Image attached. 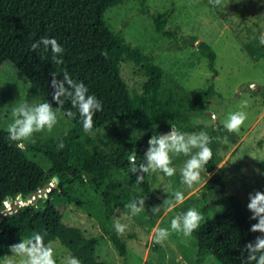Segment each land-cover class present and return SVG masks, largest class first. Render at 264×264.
Segmentation results:
<instances>
[{"label": "trees", "instance_id": "1", "mask_svg": "<svg viewBox=\"0 0 264 264\" xmlns=\"http://www.w3.org/2000/svg\"><path fill=\"white\" fill-rule=\"evenodd\" d=\"M122 1L0 0V68L8 62L29 81L23 101L30 104L49 101L56 107L51 97V73L55 72L59 79L68 72L102 102V111L94 115L90 133L105 136L103 133L115 122H121L124 128L114 143L90 154L79 164L53 149L47 141H12L7 130L0 129V210L6 201L12 205L14 201L27 202L35 196L28 204L12 205L10 210L0 213V262L10 254L9 245L34 232L43 235L45 244L57 242L68 256L78 258L81 264H110L96 257V247L103 235L108 237L118 255L125 258L126 241L113 225L115 177L123 176L136 182V174L130 171V157L135 155L137 165L144 162L147 142L153 133L162 135L170 131L172 125L190 133L195 129L196 118L206 112L212 85L204 98H197L176 82L168 84L163 68L154 63L150 55L140 46L129 44L120 32L109 26L104 13ZM141 12L146 13V10L141 8ZM170 13L171 8H168L153 14V30L161 37L176 40L175 32L165 28ZM44 36L55 38L63 47L62 64H55L51 51H43V46L32 50V43ZM188 41L194 43L197 39L190 36L183 40ZM197 50L215 73L213 49L201 41L197 43ZM123 64H133L144 77L139 92H131L123 80L120 71ZM64 109L76 111L69 101H65ZM62 118L71 127L83 130L78 112L75 119ZM224 129L206 126L205 132L214 138L210 145L213 155L205 166L212 174L198 195L186 198L175 208L176 216L189 208H196L203 216L200 228L192 233L197 263L211 256L217 264H241V249L261 235L250 231L255 220L250 219L241 199L226 195V174L221 170L213 171L217 164L216 133ZM30 154L41 156L45 165L28 157ZM176 164L178 158L172 159L170 166ZM259 166L264 172V159ZM147 177L148 173L144 174L143 183H139L146 189L149 188ZM171 178L178 176L175 173ZM86 185H94V194L100 199V210L107 225L103 234L89 237L78 227L62 221V210L74 202L77 189ZM215 188L219 192V207L208 205L206 201V191Z\"/></svg>", "mask_w": 264, "mask_h": 264}, {"label": "rangeland", "instance_id": "2", "mask_svg": "<svg viewBox=\"0 0 264 264\" xmlns=\"http://www.w3.org/2000/svg\"><path fill=\"white\" fill-rule=\"evenodd\" d=\"M141 8L146 13L141 12ZM168 8L171 13L165 28L175 32L176 40L161 37L153 30L152 15ZM104 19L129 44L140 46L154 63L163 68L168 84L176 82L197 98H204L212 85L205 114L196 118L195 129L187 134L205 132L208 125L215 130L224 127L230 112L242 110L247 113V120L238 132L230 133L224 129L216 133L217 164L213 171L221 170L226 174V195L238 196L245 210L252 215L247 208L249 193L264 192V175H261L264 172L259 166L264 159V45L259 40L264 33V0H222L220 7H213L209 0H123L108 9ZM190 36L197 41L184 43L183 40ZM201 41L215 52V73L197 50V43ZM120 71L129 90L139 92L144 77L136 67L123 64ZM28 88L26 77L10 63H3L0 68V129L7 130L14 103L25 99ZM244 101H247L246 107H242ZM123 130L121 122H115L103 133L105 136L99 137L71 127L60 118L51 133H36L33 140L25 142L47 141L53 149L79 164L90 154L114 143ZM65 131L67 135H64ZM60 140L64 142L63 149L57 147ZM170 155L172 159L178 158V164L174 166L177 179L150 171L147 177L149 188L146 189L129 178L115 177L113 225L117 221L126 225L124 233L119 235L126 241L127 253L125 258L120 257L108 237L103 235L96 247L99 260L110 264H217L211 256H205L197 263L193 235L185 237L171 229L178 205L173 194L181 191L185 199L198 195L212 173L202 171L201 180L188 188L181 182V169L189 157ZM28 157L41 166L45 165L39 155L30 154ZM47 191L50 193L49 189ZM206 192L207 204L219 207L218 189ZM140 198L145 199V208L133 214L126 205L134 199L138 202ZM17 204L14 201L12 205ZM174 204L175 207H171ZM12 205L9 202L4 204L6 209ZM155 206H159V211L154 213L152 208ZM62 221L78 227L86 237L103 234L107 225L100 210V199L94 194V185L77 189L74 202L62 210ZM156 228L169 230V235L161 243L154 242ZM47 245L55 250L57 264L68 256L57 242Z\"/></svg>", "mask_w": 264, "mask_h": 264}, {"label": "clouds", "instance_id": "3", "mask_svg": "<svg viewBox=\"0 0 264 264\" xmlns=\"http://www.w3.org/2000/svg\"><path fill=\"white\" fill-rule=\"evenodd\" d=\"M213 7L222 6V0H209ZM260 44L264 45V33L260 35ZM43 51H51L52 61L60 65L63 60L60 58L64 52L63 47L55 38L47 36L41 37L32 43L33 51L40 49ZM52 79L50 86L52 88V101L29 103L27 101L15 102L11 111L12 120L7 124V132L9 139L17 142H25L33 140L34 134L47 131L52 132L53 128L62 117L69 120L75 119L77 112L79 113L83 130L90 133L93 127L94 115L102 111V102L93 94H89L86 85L74 80L68 72H64L62 77L58 79L55 72L51 73ZM65 101H69L72 108L64 109ZM247 106V101L242 102V107ZM247 120V113L244 111H234L227 115L224 121V128L232 133L238 132L241 126ZM64 135H67L65 131ZM212 137L207 132L187 134L178 130L175 126H171L170 131L161 135L154 132L148 140V150L144 153V162L139 165L135 162V155L130 157V171L136 174V182L143 183L144 174L161 171L166 176L175 175V167L172 164L170 154H183L189 158L185 161L181 169V182L188 188H192L194 184L201 180V172L205 171V166L212 158L213 152L210 147L213 142ZM58 149L65 147L63 140L57 145ZM196 149L195 152L192 150ZM264 175V173H261ZM176 204H182L185 200L183 192L176 191L174 194ZM248 210L252 213L250 219L256 220L257 223L252 224L250 231L253 233H261L254 240L247 242L241 249V264H264V192L255 191L249 193ZM127 208L133 214L140 213L145 208V199L140 198L137 202L132 200ZM171 207H175V204ZM159 206L152 208V212H158ZM203 220L202 214L196 208H189L172 218L171 229L182 233L185 237L191 236L198 230ZM126 225L117 221L114 229L117 233L123 234ZM155 243H161L169 235L166 228H156ZM10 254L5 257L3 264H57L55 250L44 243V237L40 233H32L27 238H20L18 243L8 246ZM61 264H81L80 260L74 256L63 257Z\"/></svg>", "mask_w": 264, "mask_h": 264}, {"label": "built area", "instance_id": "4", "mask_svg": "<svg viewBox=\"0 0 264 264\" xmlns=\"http://www.w3.org/2000/svg\"><path fill=\"white\" fill-rule=\"evenodd\" d=\"M34 198H35V196H32V199L31 200H34ZM31 200H28L27 202H24V201H21V200H18V201H16L18 204V206H21V205H25V204H28V203H30V201ZM6 202H8V201H6ZM6 202H4L3 204H5L6 205ZM6 206H4V209L3 210H10V209H6L5 208ZM3 210H0V213H2L3 212Z\"/></svg>", "mask_w": 264, "mask_h": 264}, {"label": "water", "instance_id": "5", "mask_svg": "<svg viewBox=\"0 0 264 264\" xmlns=\"http://www.w3.org/2000/svg\"><path fill=\"white\" fill-rule=\"evenodd\" d=\"M4 209V204L2 205V208H1V210H3Z\"/></svg>", "mask_w": 264, "mask_h": 264}]
</instances>
